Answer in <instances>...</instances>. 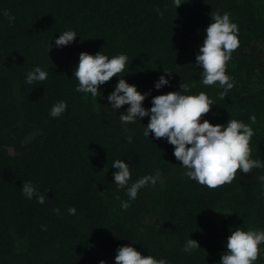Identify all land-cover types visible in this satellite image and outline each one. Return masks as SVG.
Here are the masks:
<instances>
[{
    "label": "trees",
    "instance_id": "1",
    "mask_svg": "<svg viewBox=\"0 0 264 264\" xmlns=\"http://www.w3.org/2000/svg\"><path fill=\"white\" fill-rule=\"evenodd\" d=\"M217 12L230 14L239 40L225 69L234 86L223 97L218 82H201L203 69L195 64ZM67 29L77 36L56 47ZM99 50L109 58L128 55L129 68L118 75L151 90L145 107L180 83H189L186 94L204 91L216 103L200 119L249 124L251 158L264 159V0H182L177 8L174 0H0V264H116L117 248L130 243L169 264H219L231 230L264 229V168L237 170L215 188L184 175L174 145L143 134L148 116L125 124L120 114L128 105L110 107L118 75L99 86L97 99L77 91L79 53ZM35 65L48 77L28 84ZM164 69L170 84L155 89ZM60 100L66 110L50 116ZM116 159L129 163V185L156 169L163 179L122 208L129 185L113 181ZM29 180L43 203L23 195ZM189 236L200 248L183 250ZM259 247L254 264H264V243Z\"/></svg>",
    "mask_w": 264,
    "mask_h": 264
},
{
    "label": "clouds",
    "instance_id": "2",
    "mask_svg": "<svg viewBox=\"0 0 264 264\" xmlns=\"http://www.w3.org/2000/svg\"><path fill=\"white\" fill-rule=\"evenodd\" d=\"M174 3L177 8L182 0H174ZM3 14L7 16L9 22L15 19L7 10ZM204 31L205 35L196 54L195 64L203 69L201 82L205 85L218 82L222 88L220 95L223 97L234 86V80L226 74L225 69L232 51L239 45L238 26L231 20L228 12L223 14L217 12L211 15V22ZM59 33L55 38L56 47L73 42L78 31L67 29ZM51 47L49 41V50ZM128 61L126 53L109 58L100 50L95 54L81 51L73 72L79 82L77 91L91 93L97 99L98 96H102L98 95V91L101 90L99 86L114 75L124 72L126 66L129 68ZM164 73L167 75L161 74L154 81L155 89L170 84L171 71L164 69ZM47 77L48 71L40 65H35L26 73L25 81L32 84L45 81ZM118 77L114 89L107 95L110 107L119 110L122 105H128L120 114V120L125 124L138 119L141 121L142 117L148 116L143 134L149 136L151 131L154 137H165L174 145L173 155L181 162L179 164L184 167V175L187 177L209 188H215L230 183L235 178L237 170L248 173L253 167L264 168V159L251 158L249 141L254 135V129L249 124L237 119H228L224 124H214L208 119H200L202 114L208 113L210 106L216 103L204 91L186 94L190 88L189 83H180L178 90L152 96L151 106L145 107L142 102L150 95L151 90L141 92L137 85L124 79V75ZM66 108V101L60 100L53 104L49 114L58 117ZM250 119L254 122L256 117L253 115ZM128 139L131 140V136ZM111 166L117 169L113 173V181L117 187L124 188L129 185L131 179L129 163L125 159H116ZM162 179L159 169H156L154 174H146L136 179L127 187L129 200H122L120 206L128 208L130 201L137 197L142 187L148 184L155 185ZM259 179L264 181V175ZM20 188L27 198L31 199L35 195L39 203L44 202L45 196L39 193L30 180L23 181ZM67 211L74 214L76 208L69 206ZM262 243L264 229L245 230L236 227L227 237L226 250L222 252L219 264H254L262 250L259 247ZM195 248H200L199 243L189 236L183 250L190 251ZM114 259L116 264H169L166 258L157 259L151 254H142L131 243L119 246ZM99 264H106V261L100 260Z\"/></svg>",
    "mask_w": 264,
    "mask_h": 264
}]
</instances>
